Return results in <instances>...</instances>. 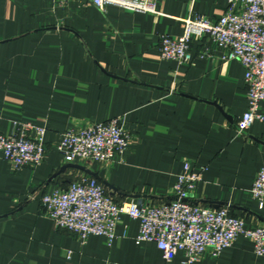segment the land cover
Masks as SVG:
<instances>
[{
	"label": "crops",
	"instance_id": "0c3cea01",
	"mask_svg": "<svg viewBox=\"0 0 264 264\" xmlns=\"http://www.w3.org/2000/svg\"><path fill=\"white\" fill-rule=\"evenodd\" d=\"M227 7L228 0H158L153 15L103 12L89 0H0V133L16 121L47 128L37 168L15 170L0 155V264H165L156 244H137L139 222L129 216L112 246L100 236L83 242L57 229L40 200L84 177L118 203L170 202L188 161L202 177L189 202L229 207L246 228H264V207L251 194L264 169V122L237 130L248 109L244 67L211 40L193 43L191 64L160 56L161 37L182 36L183 20L215 22ZM116 118L130 136L122 160L65 163L56 149L62 134ZM170 264H186L183 254ZM194 264H264V256L240 237Z\"/></svg>",
	"mask_w": 264,
	"mask_h": 264
},
{
	"label": "built area",
	"instance_id": "2783aa9c",
	"mask_svg": "<svg viewBox=\"0 0 264 264\" xmlns=\"http://www.w3.org/2000/svg\"><path fill=\"white\" fill-rule=\"evenodd\" d=\"M106 12L109 7L126 11L158 15V0H89ZM184 33L172 38L163 35L160 56L179 64L193 62L194 42L211 40L225 50V59L238 61L245 69L248 109L237 124L244 135L256 122H264V0H228L226 12L218 21L206 17L183 20ZM208 56L202 52L201 57ZM47 128L16 121L10 134L0 133V155L15 170L37 168L46 157ZM130 136L118 118L90 126L82 131L67 130L56 149L66 164L78 161L113 163L122 160ZM203 170V169H202ZM202 172V171H201ZM202 180L191 162H185L184 172L172 188L173 200L156 205L121 202L107 195L104 185L93 178H81L65 189L41 198L44 215L56 228L85 242L91 236L106 239L112 246L117 224L122 215L139 222L137 244L154 243L170 264L181 253L186 264L201 261L207 254L218 258L231 248L238 238L250 240L255 254L264 256V228H246L244 220L233 217L230 208L215 210L189 202V195ZM253 199L264 207V169L251 190ZM72 252L67 259L71 260Z\"/></svg>",
	"mask_w": 264,
	"mask_h": 264
}]
</instances>
